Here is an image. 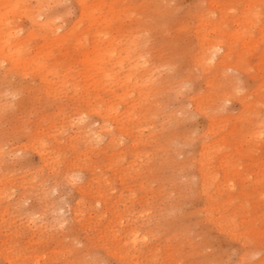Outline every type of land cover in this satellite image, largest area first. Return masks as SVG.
Wrapping results in <instances>:
<instances>
[{"label": "rangeland", "instance_id": "374dc122", "mask_svg": "<svg viewBox=\"0 0 264 264\" xmlns=\"http://www.w3.org/2000/svg\"><path fill=\"white\" fill-rule=\"evenodd\" d=\"M0 264H264V0H0Z\"/></svg>", "mask_w": 264, "mask_h": 264}, {"label": "bare ground", "instance_id": "6f19581e", "mask_svg": "<svg viewBox=\"0 0 264 264\" xmlns=\"http://www.w3.org/2000/svg\"><path fill=\"white\" fill-rule=\"evenodd\" d=\"M132 224H133V222H132ZM134 236H135V235H134ZM134 236H133V238H135V237H136V236H135V237H134Z\"/></svg>", "mask_w": 264, "mask_h": 264}]
</instances>
